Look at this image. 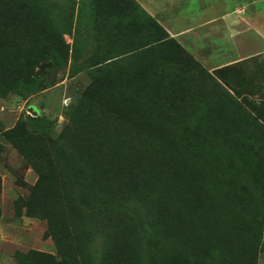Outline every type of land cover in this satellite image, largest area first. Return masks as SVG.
Segmentation results:
<instances>
[{
	"label": "rangeland",
	"instance_id": "374dc122",
	"mask_svg": "<svg viewBox=\"0 0 264 264\" xmlns=\"http://www.w3.org/2000/svg\"><path fill=\"white\" fill-rule=\"evenodd\" d=\"M133 1L163 29L152 0ZM47 16L66 59L0 81V264H264V52L214 67L208 46L167 34L184 53L136 56L134 94L111 82L127 64L87 68L127 48L93 28L87 1L51 0ZM21 125L27 152L4 136Z\"/></svg>",
	"mask_w": 264,
	"mask_h": 264
},
{
	"label": "trees",
	"instance_id": "16d2710c",
	"mask_svg": "<svg viewBox=\"0 0 264 264\" xmlns=\"http://www.w3.org/2000/svg\"><path fill=\"white\" fill-rule=\"evenodd\" d=\"M43 1L45 3L43 4ZM51 0H0V81L9 80L8 74L15 76H26L25 80L30 76L39 72L40 64L46 59L54 58L66 59L67 47L60 40L59 36L50 28V21L47 13L49 12V4ZM89 9V15L93 21V28L99 33L104 32L110 35V41L115 43L118 49H124L117 53L113 58L99 59L89 62L87 68H99V65L114 59L111 67L121 63L127 64L133 61L139 54H145L150 51L158 53L156 60L164 61L171 59L172 61L180 59L184 53L180 46L170 38L167 33L157 24V22L140 12V8L133 0H85ZM46 5L47 8L44 6ZM43 8V12L38 7ZM45 7V8H44ZM48 11V12H47ZM139 11L143 15L140 22L147 30L149 40L145 44H136L131 40L134 36V25L139 21L136 13ZM140 15V14H139ZM36 46V49L24 55V62L16 67V64L9 65L2 61L6 54H12L15 60L21 55V51L26 48ZM181 54V55H180ZM116 61V62H115ZM131 68H121L118 78L112 77L111 82L114 88L123 89L126 92L131 91L128 85L130 76L138 74L133 64L128 65ZM173 95V94H172ZM175 95L172 96L174 99ZM96 111H98L96 109ZM151 114L163 123L169 125H178L180 123L174 116H171L166 110L151 109ZM103 113V111H102ZM121 116V113L119 114ZM32 126H38L37 121H32ZM27 125L18 126L12 130L4 132L6 138H11L16 147H21L25 152L29 149L30 134ZM52 147H56L55 141ZM58 149V148H57Z\"/></svg>",
	"mask_w": 264,
	"mask_h": 264
},
{
	"label": "crops",
	"instance_id": "0c3cea01",
	"mask_svg": "<svg viewBox=\"0 0 264 264\" xmlns=\"http://www.w3.org/2000/svg\"><path fill=\"white\" fill-rule=\"evenodd\" d=\"M145 10L179 42L208 46L204 60L214 67L241 59L248 46L264 52V0H152Z\"/></svg>",
	"mask_w": 264,
	"mask_h": 264
},
{
	"label": "water",
	"instance_id": "95a60500",
	"mask_svg": "<svg viewBox=\"0 0 264 264\" xmlns=\"http://www.w3.org/2000/svg\"><path fill=\"white\" fill-rule=\"evenodd\" d=\"M31 114H32V116H34V115H35V113H34V112H31Z\"/></svg>",
	"mask_w": 264,
	"mask_h": 264
}]
</instances>
